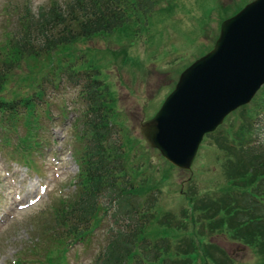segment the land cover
Returning a JSON list of instances; mask_svg holds the SVG:
<instances>
[{"label": "trees", "instance_id": "16d2710c", "mask_svg": "<svg viewBox=\"0 0 264 264\" xmlns=\"http://www.w3.org/2000/svg\"><path fill=\"white\" fill-rule=\"evenodd\" d=\"M156 2L52 0L38 12L28 3L19 14L17 31L8 42L12 51H3L6 58L0 62V126L18 132V122L26 125L28 132L18 135L17 148L24 158L20 160L34 167L29 156L44 144L32 127L50 110L45 105H52L48 85L60 86L65 80L80 88L85 108L76 120V127L82 125L76 147L80 165L76 193L62 199L53 219L43 224V237L38 238V243L46 244L43 252L37 253L41 245L27 256L20 252L13 263L63 264L62 253L78 243L88 248L91 236L104 227L106 244L92 264H234L224 248L205 240L207 231L255 246L264 264V85L251 104L235 111L245 121L234 136L224 126L206 134L230 155V164H237L239 169L230 173L233 188L197 195L186 191L189 207L182 208V215L171 211L158 215L155 188L147 184L154 164L139 140L127 134L116 95L103 79L95 54L88 57L79 47L104 34L135 35L147 26ZM43 57L47 67L37 79L32 77L31 93L5 96L15 70ZM3 138L5 145L11 143L10 136Z\"/></svg>", "mask_w": 264, "mask_h": 264}, {"label": "rangeland", "instance_id": "374dc122", "mask_svg": "<svg viewBox=\"0 0 264 264\" xmlns=\"http://www.w3.org/2000/svg\"><path fill=\"white\" fill-rule=\"evenodd\" d=\"M51 1L0 0V62L6 58L3 51H12L8 42L10 35L17 31L19 14L24 7L29 3L38 12ZM250 1L157 0L147 26L135 35L127 31L125 35L104 34L79 44L88 57L91 52L95 54L103 79L116 95L117 109L122 111L127 134L139 140L154 164L152 167L156 170L148 171L152 179L147 184L155 188L158 215L166 211L180 215L182 208L189 207L186 191L197 195L222 192L234 186L230 173L239 168L236 163H229L230 155L226 156L210 136L204 137L191 168L182 169L145 142L140 126L160 108L180 73L213 47L222 21ZM113 51L119 55L115 56ZM41 60L23 62L6 85L5 96L27 94L32 77L37 79L46 70L48 61L44 57ZM46 90L52 105H45L50 110L44 111L40 123L32 127L44 138L41 151L33 150L29 156L34 160V167L20 160L23 151L17 148L18 135L28 132L24 122L17 123L18 132L6 130L7 133L0 126V264H15L20 252L27 256L40 245L37 253L41 252L46 246L38 243V238L43 237V224L53 219L55 207L62 199L73 198L76 193L80 171L77 136L82 128V125L76 127V120L81 118L85 102L79 95L81 89L65 80L60 86L48 85ZM235 111L220 125L229 129L231 135L245 121L242 113L238 111L235 115ZM5 135L11 137L9 145L2 141ZM104 231L102 227L91 236L88 248L87 244L78 243L62 253L63 264H92L106 244ZM204 237L224 248L234 264H262L255 246L234 243L232 238L211 231ZM23 264L40 263L27 260Z\"/></svg>", "mask_w": 264, "mask_h": 264}, {"label": "water", "instance_id": "95a60500", "mask_svg": "<svg viewBox=\"0 0 264 264\" xmlns=\"http://www.w3.org/2000/svg\"><path fill=\"white\" fill-rule=\"evenodd\" d=\"M263 85L264 0H252L221 23L213 48L181 72L141 133L167 160L190 169L204 136Z\"/></svg>", "mask_w": 264, "mask_h": 264}]
</instances>
